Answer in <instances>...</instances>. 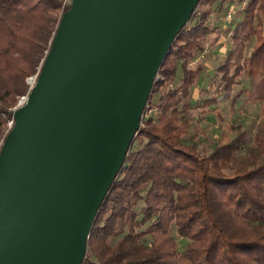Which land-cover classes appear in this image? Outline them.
Wrapping results in <instances>:
<instances>
[{"label":"trees","instance_id":"trees-1","mask_svg":"<svg viewBox=\"0 0 264 264\" xmlns=\"http://www.w3.org/2000/svg\"><path fill=\"white\" fill-rule=\"evenodd\" d=\"M216 1L200 0L197 5ZM68 2L0 0V147L13 121L11 110L30 92L28 79L38 76ZM238 2L245 4L241 20L215 74L224 98L234 103L245 94L248 101L262 102L264 115L260 96L232 92L240 77L262 81L264 90V0ZM194 14L158 71L147 102L164 89L155 106L157 115L145 116V109L98 210L82 264H264V120L243 154V133L219 140L209 154L183 141L190 125L186 114L191 90L203 71L201 65H188L204 52L210 32V10L197 18ZM178 62L182 77L170 88ZM141 140L145 142L132 151L133 143ZM139 202L142 207L136 211ZM173 230L188 241L183 252Z\"/></svg>","mask_w":264,"mask_h":264},{"label":"water","instance_id":"water-1","mask_svg":"<svg viewBox=\"0 0 264 264\" xmlns=\"http://www.w3.org/2000/svg\"><path fill=\"white\" fill-rule=\"evenodd\" d=\"M200 0H70L0 147V264H82L158 71Z\"/></svg>","mask_w":264,"mask_h":264},{"label":"rangeland","instance_id":"rangeland-1","mask_svg":"<svg viewBox=\"0 0 264 264\" xmlns=\"http://www.w3.org/2000/svg\"><path fill=\"white\" fill-rule=\"evenodd\" d=\"M242 5L243 3H239L238 0H217L212 5L201 3L195 8L196 12L194 15L196 18L203 10H210L212 15H210L208 23L214 28L212 30L219 29L217 32L219 34V40L216 44L225 46V52H222L220 58H217V60L211 63V67L213 68L211 72L208 73L206 69L203 70L196 87L191 90L190 109L186 114V118L189 120L190 125L183 141L186 144H196L197 150L201 154H209L219 140L225 141L232 139L240 133L246 136L244 149L241 152V154H243L245 150L251 146L257 126L264 120L262 102L248 101V96L242 94L234 103H231L229 99L224 98L223 87L219 82V77L215 74L216 67L224 61L228 51L231 50V40L230 36H228V32L233 31L236 27V23L241 20ZM228 13L232 14L231 19H226ZM208 36L210 40L209 43H211L210 33L207 35V38ZM252 44L253 42L246 45V56L250 53ZM207 49H209L208 45L205 47L206 51ZM204 62V57L202 53H200L194 62L189 63L188 67L195 68L198 65H203ZM202 68L204 69V67ZM181 77L182 71L180 69V62H178L175 80L173 83L169 84V87L175 88L179 84ZM236 82L237 84L233 87V93L239 90H247L248 93H252V97L260 96L264 103L262 81L252 82L244 77H240ZM163 93L164 89L153 95L152 101L148 105L147 116L151 115L154 117L157 115L155 106ZM207 102L213 103L205 105ZM144 142L145 140L134 142L132 151L137 150L139 145L141 146ZM141 207L142 203L139 202L135 210L138 211ZM140 218L141 216L139 219ZM144 229L145 227L137 231L139 232ZM172 235L177 242L178 251L183 252L188 241L178 236L174 230L172 231ZM150 242L151 238L148 236L145 237V244L147 246ZM110 243L114 244L115 239L110 241Z\"/></svg>","mask_w":264,"mask_h":264},{"label":"crops","instance_id":"crops-1","mask_svg":"<svg viewBox=\"0 0 264 264\" xmlns=\"http://www.w3.org/2000/svg\"><path fill=\"white\" fill-rule=\"evenodd\" d=\"M212 15V14H211ZM210 19V18H209ZM208 19V21H209ZM207 21V25L209 26V29H210V39H211V43H209V36L207 38V43H206V46L208 45V48L207 51L205 50L203 53H202V56L204 57V66L201 65L202 67H204L203 70H207V72H211V70L213 69L211 67V63L214 61V60H217V58H220V55L222 52H225V46L224 45H220V44H216V42L219 40V34L217 33L219 29H215V30H212L214 29ZM239 23V21L236 23V26L237 24ZM231 33L232 31L228 32V36H231ZM209 35V34H208ZM220 42L222 43V40L220 39ZM229 52V51H228ZM219 56V57H218ZM222 63V62H221ZM219 65V64H218Z\"/></svg>","mask_w":264,"mask_h":264},{"label":"built area","instance_id":"built-area-1","mask_svg":"<svg viewBox=\"0 0 264 264\" xmlns=\"http://www.w3.org/2000/svg\"><path fill=\"white\" fill-rule=\"evenodd\" d=\"M68 3H70V2H68ZM244 6H245V4L243 3V5H242V9H243ZM193 12H196V9H194ZM231 18H232V14H231V13H228V14L226 15V19H231ZM30 88H31V86H30ZM25 99H26V97H22V98L19 100L18 104H17L12 110H15V109H17L18 107H20V106L25 102ZM148 108H149V106L146 105V109H148ZM145 116H147V115L145 114ZM12 126H13V121H10L9 124H8V130H10Z\"/></svg>","mask_w":264,"mask_h":264}]
</instances>
